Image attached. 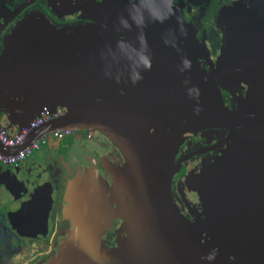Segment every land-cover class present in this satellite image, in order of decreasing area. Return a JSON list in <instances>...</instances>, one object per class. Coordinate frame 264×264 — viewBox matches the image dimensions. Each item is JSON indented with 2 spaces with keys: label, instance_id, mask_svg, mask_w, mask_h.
Segmentation results:
<instances>
[{
  "label": "water",
  "instance_id": "1",
  "mask_svg": "<svg viewBox=\"0 0 264 264\" xmlns=\"http://www.w3.org/2000/svg\"><path fill=\"white\" fill-rule=\"evenodd\" d=\"M69 13L79 23L27 16L0 54L8 134L60 111L0 150L63 127L75 136L50 134L47 150L74 146L89 160L70 173L69 222L48 264H264V0L222 6L216 59L182 0H81ZM215 130L227 133L224 146L184 180L199 196L191 219L173 201L175 159ZM23 165H2L0 189L14 232L34 237L54 183L46 170L20 179Z\"/></svg>",
  "mask_w": 264,
  "mask_h": 264
},
{
  "label": "flooded vegetation",
  "instance_id": "2",
  "mask_svg": "<svg viewBox=\"0 0 264 264\" xmlns=\"http://www.w3.org/2000/svg\"><path fill=\"white\" fill-rule=\"evenodd\" d=\"M80 1L0 0V54L6 37L27 16L40 14L60 26L79 23V20L73 18L69 12L71 7ZM182 1L186 3L189 16L198 29L199 39L207 41L212 55L216 59L223 41V32L219 26V14L222 6L229 0ZM75 132L71 129L65 139L75 136L73 135ZM89 133L91 132L89 131ZM206 134L199 133L189 139L181 147V151L175 159L179 165V170L177 174L175 172L173 177V201L184 214L190 215L191 219L194 218L192 211L198 212L199 196L188 189L184 180H186L187 173L191 169L207 163L209 158L224 146L223 141L227 135L224 130H215ZM48 146L46 144L41 148L43 149L42 152L45 151V154L40 156L41 160L32 161L28 157L21 163L29 170L27 172L30 174L29 176H33L37 170H46L54 183L52 210L48 224L41 234L34 237H22V235L14 232L10 213L5 208L3 199V194L7 190L0 189V264H48L58 252L60 230L67 227L69 222L62 213V207L70 173L79 164L78 160L82 159V164L88 163L89 160L86 153L83 151L82 154L77 147L63 146L59 147L58 150L51 147L48 151ZM6 166L13 167L11 165ZM2 179L3 175L0 173V181ZM21 190L24 189H10L13 193ZM119 223L117 222L116 226ZM108 238L111 240L110 244H114V233L109 234Z\"/></svg>",
  "mask_w": 264,
  "mask_h": 264
},
{
  "label": "built area",
  "instance_id": "3",
  "mask_svg": "<svg viewBox=\"0 0 264 264\" xmlns=\"http://www.w3.org/2000/svg\"><path fill=\"white\" fill-rule=\"evenodd\" d=\"M59 114L60 111L52 115L50 110L48 108H45L43 113L37 116L31 122L30 126L23 128L20 133L14 135L8 134L0 126V142L6 146H17L24 141L26 135L30 132L32 128L44 123L45 121L52 119L54 116H58ZM70 130L71 128L57 127L53 129L50 133L43 134L40 138L34 140L30 145L14 154H6L0 150V163L11 166H18L23 163L29 156H31L36 150L48 144L50 134L55 137L61 138L69 135Z\"/></svg>",
  "mask_w": 264,
  "mask_h": 264
},
{
  "label": "crops",
  "instance_id": "4",
  "mask_svg": "<svg viewBox=\"0 0 264 264\" xmlns=\"http://www.w3.org/2000/svg\"><path fill=\"white\" fill-rule=\"evenodd\" d=\"M2 122H3V124L6 126V127H8L11 131H14V130H16L17 128H14V123L12 122V121H8V120H6L5 118H2ZM10 126L11 127H13V129L12 128H10ZM42 148V147H41ZM38 149V150H36L31 156H29V158L32 160V161H37L38 159H42V158H40V156H42V154H45V151L44 152H42L43 151V149ZM0 168H2V165L0 164ZM30 174H25V176L23 177V176H21L20 177V179H23V178H26V176H29Z\"/></svg>",
  "mask_w": 264,
  "mask_h": 264
},
{
  "label": "clouds",
  "instance_id": "5",
  "mask_svg": "<svg viewBox=\"0 0 264 264\" xmlns=\"http://www.w3.org/2000/svg\"><path fill=\"white\" fill-rule=\"evenodd\" d=\"M145 63L147 64V61H145ZM150 67V65H148Z\"/></svg>",
  "mask_w": 264,
  "mask_h": 264
}]
</instances>
